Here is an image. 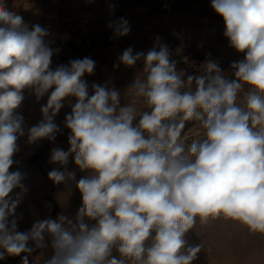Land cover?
<instances>
[{"label": "clouds", "instance_id": "1", "mask_svg": "<svg viewBox=\"0 0 264 264\" xmlns=\"http://www.w3.org/2000/svg\"><path fill=\"white\" fill-rule=\"evenodd\" d=\"M211 7L229 46L245 54L232 75L212 59L201 74L178 70L157 36L146 53L129 47L119 56L128 67L143 61L122 97L111 82L93 83L89 94L83 77L94 73L91 57L53 69L59 50L48 30L29 29L0 0V260L24 254L20 264H30L34 251L50 248L42 264H192L202 244L190 245L186 234L197 220L223 218L264 235V0H211ZM108 26L114 38L130 32L125 18ZM25 90L37 101L48 94L42 119L27 130L29 144L54 142L55 117L75 99L64 119L69 148L51 149L61 168L48 177L76 181L70 157L87 175L76 181L82 204L74 217L37 220L21 232L16 209L26 175L10 169L25 136L17 112ZM189 122L203 138L190 139Z\"/></svg>", "mask_w": 264, "mask_h": 264}, {"label": "rangeland", "instance_id": "2", "mask_svg": "<svg viewBox=\"0 0 264 264\" xmlns=\"http://www.w3.org/2000/svg\"><path fill=\"white\" fill-rule=\"evenodd\" d=\"M103 12L113 15L114 21L127 19L130 32L114 38L113 30L109 29L102 38L95 37L89 44L81 40L80 46H71V50L92 55L93 60L101 59L96 69L100 67L103 71V84L116 82L122 97L136 75L142 72L143 61L128 67L119 62V56L129 47L134 53H146L156 43L157 36L169 47L177 69L188 74H201L203 63L212 59L231 76V64L245 58L244 53L229 46L223 34L224 20L212 9L211 0H103ZM101 48L103 57L99 53ZM177 48L181 49L179 53ZM121 103L125 101L122 99ZM184 131L190 139L203 138L202 130L193 122H189ZM76 172L82 178V172ZM186 239L193 246L202 244L192 264H264V235L250 233L231 220L218 218L205 224L197 220Z\"/></svg>", "mask_w": 264, "mask_h": 264}, {"label": "crops", "instance_id": "3", "mask_svg": "<svg viewBox=\"0 0 264 264\" xmlns=\"http://www.w3.org/2000/svg\"><path fill=\"white\" fill-rule=\"evenodd\" d=\"M9 10L21 15L29 29L33 25L39 24L49 32L47 42L58 53L53 55L51 67L55 69L60 65H67L71 60L77 58L90 57L82 55L80 51L71 50L80 46L74 43L73 36L69 32L71 24L80 19L87 21V33L96 38H102L103 33L111 29L108 25L114 21L113 15L109 16L103 12V0H5ZM103 57V48L99 50ZM91 58L93 59L92 55ZM101 60V59H100ZM100 60H95L96 66ZM101 61L99 62L100 65ZM84 80L88 82L89 94H92L91 85L93 83L103 85V71L99 67L94 69L91 75H85ZM118 89L117 83H113ZM51 91V90H50ZM25 99L17 112L24 117L25 136L18 139L19 151L14 155V163L11 171L19 169L26 175L23 181L28 189L23 195L22 202L16 209L18 217V231H27L37 220L46 218L55 219L59 214L75 216L82 204V196L79 192L76 181L80 179L77 174V166L70 157L68 170L76 173V181L68 184H55L49 179L48 173L53 169L61 168V165L49 161V155L53 147H60L67 151L69 148V130L64 128L66 114L70 113L71 105L75 103L74 98L66 99L64 107L56 115L54 122L61 131L57 134L55 141L46 146L45 140L29 144L27 142V130L36 125L41 119V107L46 104L48 94L39 101L30 90L24 91ZM35 152V156H31ZM87 175L82 172V177ZM15 189L10 195L15 197L19 192ZM21 256L6 257L0 260V264H20ZM51 255V249H37L28 258L30 264H42L43 259Z\"/></svg>", "mask_w": 264, "mask_h": 264}, {"label": "built area", "instance_id": "4", "mask_svg": "<svg viewBox=\"0 0 264 264\" xmlns=\"http://www.w3.org/2000/svg\"><path fill=\"white\" fill-rule=\"evenodd\" d=\"M70 34L73 36L74 43L81 44V40L84 41L86 44H89L90 42H93L95 40V37L92 35H89L87 33V21L85 19H80L78 21H75L71 24L69 28ZM53 142H50L48 140H45L46 146L51 145ZM31 156H35V152H31ZM51 155V154H50ZM50 155H49V161H50ZM11 171V169H10ZM114 255H117V253H113Z\"/></svg>", "mask_w": 264, "mask_h": 264}]
</instances>
